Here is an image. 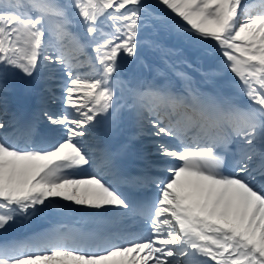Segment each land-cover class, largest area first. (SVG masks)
Returning a JSON list of instances; mask_svg holds the SVG:
<instances>
[{
	"label": "snow or ice",
	"instance_id": "1",
	"mask_svg": "<svg viewBox=\"0 0 264 264\" xmlns=\"http://www.w3.org/2000/svg\"><path fill=\"white\" fill-rule=\"evenodd\" d=\"M0 264H264V0H0Z\"/></svg>",
	"mask_w": 264,
	"mask_h": 264
},
{
	"label": "rangeland",
	"instance_id": "2",
	"mask_svg": "<svg viewBox=\"0 0 264 264\" xmlns=\"http://www.w3.org/2000/svg\"><path fill=\"white\" fill-rule=\"evenodd\" d=\"M140 55L144 58L145 63H152L155 60L154 55L148 50V49H144ZM145 74L148 75L147 70H145Z\"/></svg>",
	"mask_w": 264,
	"mask_h": 264
},
{
	"label": "bare ground",
	"instance_id": "3",
	"mask_svg": "<svg viewBox=\"0 0 264 264\" xmlns=\"http://www.w3.org/2000/svg\"><path fill=\"white\" fill-rule=\"evenodd\" d=\"M117 140H118V142L120 141V138L118 137V138H116ZM85 209V208H84ZM75 210H77L78 212H80V211H82L81 210V207H78L77 209H75ZM72 215H78V213L76 212V211H74V212H70V213H68V215L66 216V217H70V216H72Z\"/></svg>",
	"mask_w": 264,
	"mask_h": 264
}]
</instances>
